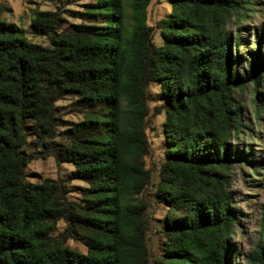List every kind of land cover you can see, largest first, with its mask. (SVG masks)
<instances>
[{
	"label": "trees",
	"instance_id": "1",
	"mask_svg": "<svg viewBox=\"0 0 264 264\" xmlns=\"http://www.w3.org/2000/svg\"><path fill=\"white\" fill-rule=\"evenodd\" d=\"M149 1L92 0L87 8L103 23L62 30L57 11L35 10L30 30L46 34L49 45L0 20V264H233L228 172L250 152L230 143L241 125L233 94L248 82L255 91L264 60L251 51L241 74L239 35L227 23L251 1L167 0L158 45L146 21ZM151 81L164 98L166 144L155 195L168 208L163 253L154 259L141 195L150 179L143 156ZM65 94L90 107L51 152L86 182L76 187L80 200L66 197L59 178L29 181L25 173L28 135L55 134L54 101ZM97 103L101 113L91 108ZM59 220L65 225L53 234ZM67 238H82L85 251ZM251 256L264 264V207Z\"/></svg>",
	"mask_w": 264,
	"mask_h": 264
},
{
	"label": "rangeland",
	"instance_id": "2",
	"mask_svg": "<svg viewBox=\"0 0 264 264\" xmlns=\"http://www.w3.org/2000/svg\"><path fill=\"white\" fill-rule=\"evenodd\" d=\"M92 0H0V20L11 21L21 26L28 40L42 45H49L46 34L34 33L30 30V21L35 10H55L59 14L56 28L58 30L73 27L77 24H102V14L87 8ZM244 14L238 21L234 16L227 23L232 33L239 35L238 51L241 58L235 62L239 72L243 74L244 59L251 51H258L264 60V42L256 45L254 34L259 33L264 38V0H250ZM170 11L167 0H150L147 5L146 21L151 26V39L159 44V21ZM149 113L146 117L145 132L149 151L143 156L144 166L149 169L150 179L141 195L147 201L146 214L150 228L146 234V242L151 259L160 257L164 247V218L168 211L167 205L155 195L160 163L163 160L165 140L163 132L164 111L161 103L164 101L160 93V85L151 81L146 87ZM239 106L240 128L230 138V143L237 149L249 154L243 160H236L229 169V190L232 194V205L235 213V224L231 241L233 244V264H258L252 259L255 250L261 221V211L264 207V74L254 91L252 82L244 88H237L233 94ZM97 103L92 109L98 110ZM55 134L43 140L35 139V135L27 137L24 146L32 156L25 166L26 179L41 181L45 177L59 178L68 187L66 197L80 200V190L76 187L86 185V182L71 176L72 164L68 161H57L51 153L56 150L66 138L63 132L75 122L85 119L90 109L84 102L77 100L73 94H65L54 101ZM100 110V109H99ZM101 113V110L98 112ZM49 151V153H48ZM59 220L52 233L64 227ZM66 243L75 249L85 251L82 238H67ZM149 264H153L151 261Z\"/></svg>",
	"mask_w": 264,
	"mask_h": 264
}]
</instances>
